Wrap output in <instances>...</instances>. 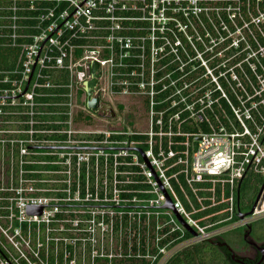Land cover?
<instances>
[{
  "label": "built area",
  "instance_id": "1",
  "mask_svg": "<svg viewBox=\"0 0 264 264\" xmlns=\"http://www.w3.org/2000/svg\"><path fill=\"white\" fill-rule=\"evenodd\" d=\"M94 61L100 103L142 99L144 129L87 106ZM250 173L264 176V0H0V264H165L248 221Z\"/></svg>",
  "mask_w": 264,
  "mask_h": 264
},
{
  "label": "flooded vegetation",
  "instance_id": "2",
  "mask_svg": "<svg viewBox=\"0 0 264 264\" xmlns=\"http://www.w3.org/2000/svg\"><path fill=\"white\" fill-rule=\"evenodd\" d=\"M255 200L248 202L249 208L247 210H242L240 206L241 197L239 195V198L237 197V206L242 212H247L253 207ZM245 218H248L247 222L222 230L215 237L186 244L179 250L194 243L213 242V246L222 255L223 261L226 260L230 264H264V214L256 215L253 211L252 214L245 216Z\"/></svg>",
  "mask_w": 264,
  "mask_h": 264
},
{
  "label": "rangeland",
  "instance_id": "3",
  "mask_svg": "<svg viewBox=\"0 0 264 264\" xmlns=\"http://www.w3.org/2000/svg\"><path fill=\"white\" fill-rule=\"evenodd\" d=\"M108 96L113 98V95ZM112 106L115 109L116 116L121 120V125L119 128L132 130L136 128L144 129V127L146 126V123L144 121L147 120V107L142 99L120 94L117 95V98H114ZM116 118H108L107 121L111 125L117 126ZM130 120H132L133 122ZM106 127L110 128L109 125H106ZM263 180V175L250 173L247 176L241 193L242 195L240 206L242 207V210H247L249 208L248 202L254 201L256 199Z\"/></svg>",
  "mask_w": 264,
  "mask_h": 264
},
{
  "label": "trees",
  "instance_id": "4",
  "mask_svg": "<svg viewBox=\"0 0 264 264\" xmlns=\"http://www.w3.org/2000/svg\"><path fill=\"white\" fill-rule=\"evenodd\" d=\"M188 129H191L190 127ZM123 136H112V138ZM134 138H145L144 135H133ZM27 169H56L59 166L56 165H27ZM39 177L43 174L37 172L32 174ZM84 175V172H83ZM245 179L242 180L240 185V197L245 184ZM238 217H235L237 219ZM36 234V225H33V236ZM186 237H190V233L187 232ZM213 242H199L186 246L185 248L175 252L165 264H230L226 260L223 261L222 255L218 252L217 248L213 246ZM218 259V260H217ZM225 262V263H224Z\"/></svg>",
  "mask_w": 264,
  "mask_h": 264
},
{
  "label": "water",
  "instance_id": "5",
  "mask_svg": "<svg viewBox=\"0 0 264 264\" xmlns=\"http://www.w3.org/2000/svg\"><path fill=\"white\" fill-rule=\"evenodd\" d=\"M99 76H100L99 63L97 61H94L92 63V78L85 81V83H84L85 90L87 92V106L90 109H92L93 111H96L103 116L114 117L116 115L115 109L106 103H100L99 94H97V93L95 94V91L98 88ZM138 150L141 152L142 156L146 159L143 151L141 149H138ZM239 195H240V189L238 190V198H239ZM258 200H259V194L256 197V200H255L253 207L247 212H242L240 210L239 217L244 218L245 216L252 214L255 207L256 206L259 207V204L257 205ZM163 207L173 208L171 200L169 199L168 202L165 205H163ZM42 208H43L42 205L29 206L28 207V213L29 214H40L42 212ZM175 213H176L178 219L187 227V229L192 234H196V232L185 222V220L180 216V214L177 212H175Z\"/></svg>",
  "mask_w": 264,
  "mask_h": 264
}]
</instances>
